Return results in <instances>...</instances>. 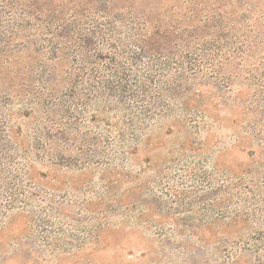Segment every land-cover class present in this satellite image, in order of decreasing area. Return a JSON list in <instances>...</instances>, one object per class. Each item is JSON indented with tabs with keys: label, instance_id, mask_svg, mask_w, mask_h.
<instances>
[{
	"label": "trees",
	"instance_id": "trees-1",
	"mask_svg": "<svg viewBox=\"0 0 264 264\" xmlns=\"http://www.w3.org/2000/svg\"><path fill=\"white\" fill-rule=\"evenodd\" d=\"M228 116L256 164L243 177L210 164L212 206L223 205L210 258L181 246L195 234L158 229L162 256L182 264H264V0H0L3 211H39L62 239L78 226L70 204L96 223L93 240L133 217L150 228L144 189L167 180L142 178L149 158L130 171L139 151L169 121L167 133L195 135Z\"/></svg>",
	"mask_w": 264,
	"mask_h": 264
},
{
	"label": "rangeland",
	"instance_id": "rangeland-1",
	"mask_svg": "<svg viewBox=\"0 0 264 264\" xmlns=\"http://www.w3.org/2000/svg\"><path fill=\"white\" fill-rule=\"evenodd\" d=\"M222 119L217 122L216 128L195 135L176 130L178 126L173 127L171 134L167 133V124H171L169 121L161 129H156L148 146L139 151L137 163L130 166V171L137 172L145 167L143 161L149 158L151 164L142 178L155 180L158 174L154 175V172L161 171L167 180L160 186L154 182L153 187L144 189L150 202L145 223L150 228L138 224L137 217H133L123 225L125 229H102L93 240L90 236L94 233L91 235L89 232L96 223H90V216L85 213L77 214L80 212L78 208L70 204L67 206L69 216L79 219L78 226L62 228L65 235L62 239L59 224L51 217H43L39 211L24 213V210L17 209L7 213L0 209V264H182L178 254V258L167 253L162 256L158 239L154 236L159 228L168 235L177 231L195 234L196 242L192 238L190 242H182L181 246L200 247L202 254L210 258V234L213 231L210 229V217L223 207L222 204L212 206L210 164L218 161L220 171L227 170L241 177L245 175V169L256 164L249 156L250 150L234 147L232 117ZM151 141L155 146L150 145ZM255 157L257 160L264 159V151H258ZM62 173L58 172V175ZM77 174L73 170L67 172V176ZM96 178L97 175L93 177L95 185L98 183ZM84 184H78L72 190L68 188L67 199L72 202L81 200L76 190L84 188ZM173 190L178 193L176 198L170 195ZM154 194L163 203L161 212L153 209ZM92 217L98 216L94 213ZM59 236L61 241L55 243Z\"/></svg>",
	"mask_w": 264,
	"mask_h": 264
}]
</instances>
